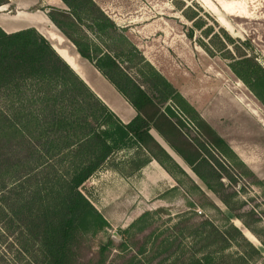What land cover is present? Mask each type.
<instances>
[{"label":"trees","instance_id":"1","mask_svg":"<svg viewBox=\"0 0 264 264\" xmlns=\"http://www.w3.org/2000/svg\"><path fill=\"white\" fill-rule=\"evenodd\" d=\"M61 1L66 10L41 11L128 103L135 117L128 124L121 122L36 29L7 34L0 28V99L17 106L11 115L0 109V228L8 233L20 229L37 247L35 257L41 264H77L76 246L85 218L94 219L97 235L110 229L83 189L112 156L136 149L149 153L147 163H173L152 137L153 130L209 190L218 193L216 186L223 187L225 178L234 180L213 153L227 149V142L206 123L192 138L165 112L178 91L131 46L106 12L93 0ZM90 38L100 42L104 52L91 51ZM231 60L232 71L264 106V69L245 54ZM135 61L142 67L133 76L124 64L135 67ZM29 104L39 112L27 109ZM50 169L52 175L45 173ZM36 171L46 177L35 180L29 194L21 196L20 188ZM224 203L230 205L225 199ZM150 218L149 212L143 214L123 234L144 231L151 226L146 222ZM191 231L187 256L173 252L175 244L168 240L158 246L152 243L138 255L149 264L157 259V264H237L224 253L239 232H220L208 221ZM116 241L110 237L101 245L95 264H106L111 250L129 248L124 236L118 245ZM247 259L241 258V264Z\"/></svg>","mask_w":264,"mask_h":264},{"label":"rangeland","instance_id":"2","mask_svg":"<svg viewBox=\"0 0 264 264\" xmlns=\"http://www.w3.org/2000/svg\"><path fill=\"white\" fill-rule=\"evenodd\" d=\"M98 1L131 46L178 91L165 112L192 138L201 123H206L227 142V149L213 153L234 180L225 178V185L216 186L218 193H214L156 131H151L173 163H147L148 152L128 149L112 156L86 183L84 194L110 229L97 235L94 219L85 218L76 246L77 264H95L101 245L110 237H115L118 245L123 236L129 248L125 252L111 250L106 264H149L138 252L163 240L174 242L172 251L187 256L190 231L199 229L204 221L220 232L241 234H235L224 253L230 256L226 258L229 262L241 264L240 259L246 257L247 264H264V106L230 68L232 58L245 54L264 69V0ZM89 41L91 51L104 52L96 39ZM133 63L135 67L124 64V68L136 76L142 65ZM113 99L116 104L108 107L128 124L131 107L116 96ZM4 104L0 99L1 110L15 113V104ZM26 106L39 112L33 104ZM48 171L54 172L45 171L50 175ZM32 177L20 188L21 196L29 194L32 183L46 174L36 171ZM159 209L163 212L156 213ZM147 212L151 214L146 221L150 227L123 234ZM36 250L20 229L8 233L0 228V264H41Z\"/></svg>","mask_w":264,"mask_h":264},{"label":"crops","instance_id":"3","mask_svg":"<svg viewBox=\"0 0 264 264\" xmlns=\"http://www.w3.org/2000/svg\"><path fill=\"white\" fill-rule=\"evenodd\" d=\"M93 1L102 10H105L101 7L98 0ZM48 8L66 10V7L61 0H1L0 28L7 34H13L31 28L36 29L51 43L61 58L64 59L74 72L107 106L111 108V105L115 103L113 96H116L125 104L126 101L87 60L81 58L74 45L56 28L47 14L44 11H41L47 10ZM104 85H108V87H105ZM105 89L108 90V92ZM110 99L113 102H111ZM129 111L128 119L130 122L134 119L135 112L132 108H130Z\"/></svg>","mask_w":264,"mask_h":264},{"label":"bare ground","instance_id":"4","mask_svg":"<svg viewBox=\"0 0 264 264\" xmlns=\"http://www.w3.org/2000/svg\"><path fill=\"white\" fill-rule=\"evenodd\" d=\"M173 155V154H172ZM174 157V156H173Z\"/></svg>","mask_w":264,"mask_h":264}]
</instances>
